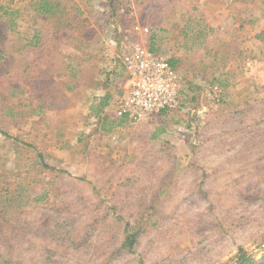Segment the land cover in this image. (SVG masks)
<instances>
[{
    "label": "rangeland",
    "instance_id": "rangeland-1",
    "mask_svg": "<svg viewBox=\"0 0 264 264\" xmlns=\"http://www.w3.org/2000/svg\"><path fill=\"white\" fill-rule=\"evenodd\" d=\"M137 45L181 78L139 122L118 109ZM240 250L262 263L264 0H0V264Z\"/></svg>",
    "mask_w": 264,
    "mask_h": 264
},
{
    "label": "built area",
    "instance_id": "built-area-1",
    "mask_svg": "<svg viewBox=\"0 0 264 264\" xmlns=\"http://www.w3.org/2000/svg\"><path fill=\"white\" fill-rule=\"evenodd\" d=\"M122 63L128 85L119 103L120 115L139 122L179 107L181 78L167 60L137 45L124 54Z\"/></svg>",
    "mask_w": 264,
    "mask_h": 264
},
{
    "label": "trees",
    "instance_id": "trees-1",
    "mask_svg": "<svg viewBox=\"0 0 264 264\" xmlns=\"http://www.w3.org/2000/svg\"><path fill=\"white\" fill-rule=\"evenodd\" d=\"M42 163L44 164V161L42 160ZM45 167H48L46 166V164H44ZM133 238L134 237H131L129 236L127 241L130 243V245L133 244ZM261 261L262 263L260 264H264V254L261 256ZM258 261H260L259 258H257V256L255 255H249L247 252H244L243 250H240L239 251V254H238V257H237V264H257Z\"/></svg>",
    "mask_w": 264,
    "mask_h": 264
},
{
    "label": "crops",
    "instance_id": "crops-1",
    "mask_svg": "<svg viewBox=\"0 0 264 264\" xmlns=\"http://www.w3.org/2000/svg\"><path fill=\"white\" fill-rule=\"evenodd\" d=\"M112 72V71H111ZM109 73L110 74V78H111V81L113 80V78H115L114 77V73L112 72V73ZM126 83H125V85H124V88L126 89V87H127V84H128V81H127V79H126V81H125ZM111 86H110V88L108 89V91H110L111 92ZM110 92H108V93H110ZM108 95V94H107Z\"/></svg>",
    "mask_w": 264,
    "mask_h": 264
}]
</instances>
